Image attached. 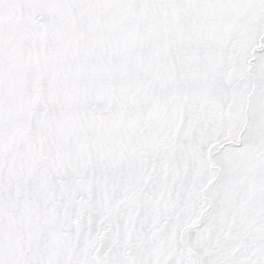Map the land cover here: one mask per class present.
I'll use <instances>...</instances> for the list:
<instances>
[{"label": "snow or ice", "instance_id": "1", "mask_svg": "<svg viewBox=\"0 0 264 264\" xmlns=\"http://www.w3.org/2000/svg\"><path fill=\"white\" fill-rule=\"evenodd\" d=\"M0 264H264V0H0Z\"/></svg>", "mask_w": 264, "mask_h": 264}]
</instances>
